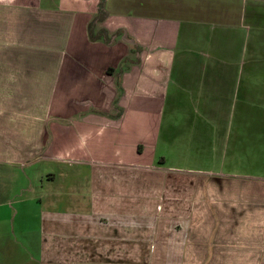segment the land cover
Instances as JSON below:
<instances>
[{
	"label": "crops",
	"instance_id": "0c3cea01",
	"mask_svg": "<svg viewBox=\"0 0 264 264\" xmlns=\"http://www.w3.org/2000/svg\"><path fill=\"white\" fill-rule=\"evenodd\" d=\"M99 4L0 0V264H264V0Z\"/></svg>",
	"mask_w": 264,
	"mask_h": 264
},
{
	"label": "trees",
	"instance_id": "16d2710c",
	"mask_svg": "<svg viewBox=\"0 0 264 264\" xmlns=\"http://www.w3.org/2000/svg\"><path fill=\"white\" fill-rule=\"evenodd\" d=\"M106 1L107 0H100L99 4V10H98V19L99 20H104L107 17V12H106Z\"/></svg>",
	"mask_w": 264,
	"mask_h": 264
},
{
	"label": "rangeland",
	"instance_id": "374dc122",
	"mask_svg": "<svg viewBox=\"0 0 264 264\" xmlns=\"http://www.w3.org/2000/svg\"><path fill=\"white\" fill-rule=\"evenodd\" d=\"M15 237H18L19 239H22V238H36V233L32 232V234H27V232H22V233L18 232L16 234L11 233V236H9L10 239L11 238H15Z\"/></svg>",
	"mask_w": 264,
	"mask_h": 264
}]
</instances>
